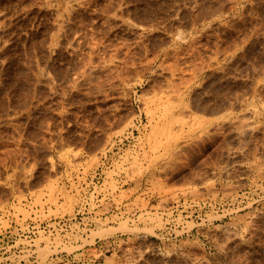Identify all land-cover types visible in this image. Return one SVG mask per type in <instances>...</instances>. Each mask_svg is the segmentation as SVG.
Instances as JSON below:
<instances>
[{
  "label": "rangeland",
  "instance_id": "obj_1",
  "mask_svg": "<svg viewBox=\"0 0 264 264\" xmlns=\"http://www.w3.org/2000/svg\"><path fill=\"white\" fill-rule=\"evenodd\" d=\"M0 264H264V0H0Z\"/></svg>",
  "mask_w": 264,
  "mask_h": 264
},
{
  "label": "built area",
  "instance_id": "obj_2",
  "mask_svg": "<svg viewBox=\"0 0 264 264\" xmlns=\"http://www.w3.org/2000/svg\"><path fill=\"white\" fill-rule=\"evenodd\" d=\"M98 180L100 179L99 173H97ZM99 183V182H98ZM74 219H63L55 222V226H46L42 228L44 231H58L60 228H70V226L73 224Z\"/></svg>",
  "mask_w": 264,
  "mask_h": 264
}]
</instances>
